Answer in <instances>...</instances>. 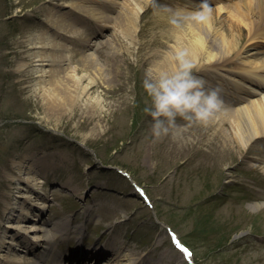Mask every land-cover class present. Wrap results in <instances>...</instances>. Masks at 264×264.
I'll return each instance as SVG.
<instances>
[{
	"label": "rangeland",
	"instance_id": "1",
	"mask_svg": "<svg viewBox=\"0 0 264 264\" xmlns=\"http://www.w3.org/2000/svg\"><path fill=\"white\" fill-rule=\"evenodd\" d=\"M67 1L0 0V234L13 232L7 228L12 216L7 215V203L23 187L15 191L17 179L13 176L19 174L21 162H32L45 154L56 158L60 167L55 173L41 171L44 182L38 192L44 195L42 201L47 207L41 212L43 223L37 224L51 228L63 217H72L74 223L85 224L87 233L83 236L87 238L83 243L88 248L98 241L108 243L114 252L113 239L115 243L121 241V254H100L96 256L100 258L97 264H128L127 259H120L127 253L156 264H264V134L243 146L235 141L231 145L227 141L234 132L236 114L221 125V112L205 126L187 127L186 121L177 118V129L182 128L177 138L192 143L186 153H175L172 147L177 138L169 136L154 142L152 120L144 112L151 101L143 83L155 69L153 62L166 58L176 44L177 32L184 33L185 38H196L190 18L178 15L175 8L191 5L197 12H205L204 5L218 9L221 2L138 0L143 9L137 30L126 32L116 23L125 0H84L100 7L110 21L76 18L79 24H75L83 28L77 39L67 42L70 64L77 66L78 76L89 73L83 83L89 85V92L72 106L55 112L46 107V97L34 87L40 77L28 55L32 52V37L53 32L45 24L47 10L60 3L55 9L70 12L64 6ZM213 15L215 26L222 30L228 27L229 11ZM174 20L181 21L179 27L173 25ZM85 36L88 43L81 41ZM263 44L255 45L254 51L261 52L257 56H251L253 50L248 51L250 60L264 64ZM89 54L91 57H87ZM234 66L201 67L202 71L196 72L197 68L193 75L206 81V88L217 89L221 99L224 93L236 90L231 79L259 89L248 77L238 76ZM91 77L95 86L89 84ZM128 92L130 96L123 98ZM90 96H98L103 102L93 117L87 116ZM240 105L230 104L226 109L236 110ZM211 145L220 146L212 150H220L221 155L202 151ZM222 159L219 166L216 162ZM210 163L215 171L205 175L204 167ZM135 184L144 195L139 194ZM257 202L263 204L261 208L250 209L249 205ZM89 206L91 209L85 212ZM170 229L187 246L190 257L175 247ZM32 234L34 231L27 234L30 242ZM39 234L40 239L45 236ZM51 237L61 249L72 250L77 245L75 238L62 244V234L55 227ZM37 242L34 251L19 248L23 261L41 260L39 254L45 243ZM93 258L86 256L82 264H91ZM77 262L76 257L72 262L64 258L60 263L51 259L42 264Z\"/></svg>",
	"mask_w": 264,
	"mask_h": 264
},
{
	"label": "bare ground",
	"instance_id": "2",
	"mask_svg": "<svg viewBox=\"0 0 264 264\" xmlns=\"http://www.w3.org/2000/svg\"><path fill=\"white\" fill-rule=\"evenodd\" d=\"M114 2L117 3L119 1ZM87 3H89V1L85 3L84 0H80L79 2L76 0H68L64 6L69 7L71 10L70 12L64 13L55 9L60 5V3H56L57 5H55L54 8L47 10L48 20L45 22L47 26L52 28L53 32L45 31L40 34L37 33L30 39L32 45L30 50H32V52L28 56H31L33 59V66L36 67V76L40 77V80L36 82L34 87L37 92H41L42 96L46 97L47 103L49 104H47L46 107L55 112H60L64 107L67 108L72 106L75 104V100L81 99L83 94L86 95L89 92V85L83 84L84 79L86 76H89V73H84L82 77L78 76V74H76L77 66L73 67V65L70 64L72 63V57L68 51L70 45L67 42L72 39H77L76 37L82 34L80 31H82L83 28L77 25L79 23L76 18H79L80 21L82 18H87L88 20L95 19L97 21L99 20V22L110 21L109 18L106 19V16L109 15H105L104 11L99 10L100 7H92ZM220 4L218 9L213 6H207L205 12H200L202 16V22L200 23L191 22L192 14L197 12L195 10L196 8H193L191 5L177 6L178 8H175V12L178 15L190 18L188 21L189 24H191L190 27L196 38H185L184 33L177 32L178 37L175 42L176 44L169 53H171L174 48L186 49L189 59L192 60L195 65L193 70H197L198 68L196 72L202 71L203 67L210 68L216 67L218 64L228 65L234 63L236 65L234 67L237 69L235 73H238V76L248 77L256 87H259V89H253L244 85L242 80L231 79L233 80V86L236 90L231 94L224 93L222 97L224 101L223 106L225 108H223L220 113L218 124L221 125L223 120H232L229 116L231 114H236L232 124L234 132L231 139L228 140L227 137L225 141L228 140V144L235 141L239 146H243L251 139L264 134V64H258L256 61L250 60V52H248L253 50L251 56L261 54V52H255L254 47L257 43L264 42V26L261 25V21L264 19V0H222ZM103 6L104 5H101V7ZM142 7L143 4L138 0H125L123 8L120 10L121 14L118 16L120 19L116 22L117 25L122 27V30L126 32L129 29L133 31L137 30V22L140 12L143 9ZM125 11L126 13H124ZM216 11L217 13L229 11L230 20L227 24L228 27L225 29L223 23L220 24L224 30L219 26H215L213 14H215ZM95 15H97V17ZM75 21L77 24H75ZM109 26L112 25L109 24ZM81 41L88 43L90 40L88 36H85ZM262 46H264V44ZM89 56L91 57L90 54L87 55V57ZM86 59V61H88V58ZM27 64L29 65V63H25L24 65ZM153 67L171 71L174 68V63L166 56V58H162L160 61H154ZM61 73H65L64 76L61 75ZM223 76L226 75L223 74ZM53 80L56 81L55 84H52ZM95 83L94 77H91L89 84L95 86ZM57 85L61 88H58ZM134 88L135 87H132V89ZM132 89L130 88L129 91L131 92ZM61 90H64V92H61ZM256 95H259V98H255L254 96ZM129 96L130 93L123 98H128ZM90 97L91 98H89L86 103L88 106V114H86L88 117H93V115H95L94 112L99 110V107L103 106L101 105L103 102L98 96ZM230 100L234 102H230ZM245 102H249L248 105L243 104ZM230 104L241 105L238 106L236 110L235 108L226 109ZM244 105L246 107H244ZM242 123H244V125L241 126ZM177 130L179 133L182 132L181 127ZM176 142L177 144H175ZM176 142L174 144L178 146H173V151L182 154L189 151L192 143H187L180 137L176 139ZM215 147L219 148L220 146L211 145L205 147L202 151H210L212 155H221L219 152L220 150H212ZM55 159L56 158H50L42 154L38 157H34L32 162H21V170L18 172L19 174H23V176H19V174L13 176L17 179L15 182L17 186L14 185L15 191L19 188L18 186L23 185V187H21L22 190L20 189L21 192L19 190L20 193H16V195L13 196L11 203L10 201L7 203V215H12L11 217L9 216L7 228L13 229V232L11 230L7 231V234H0V264H42L43 260L50 262L51 259L54 263H60L64 258H68L72 262L76 257L79 258L80 261L79 263L77 262V264H82L86 256H94L93 260L90 262L91 264H97L100 258H96V256L100 254L103 255V253L106 252L116 256L121 254L120 250L123 245L121 241L115 243V239H113L114 241L112 242L116 245L114 252L110 250L108 243L99 244L98 241L91 247H86L85 243H83L87 238H84L87 233L85 224H82L81 221L79 223H74V218L72 217H70V219L68 217H63L59 223L53 224V227L62 234V244L66 243L69 239L71 240V238L77 240L75 242L77 245L72 250L61 249L57 246L55 240L51 237L53 227L50 228L47 225L43 227L37 224L40 222L43 223L44 218L41 212L47 207V203L42 201L44 195L38 192L40 191L39 186L44 182L41 171L45 169L46 171H53L55 173L60 167L59 162ZM223 161L224 159L216 163L221 166ZM102 165L108 166L110 164L103 163ZM23 170L25 171L23 172ZM214 171L215 168L212 166V163L208 166L205 165V175ZM66 187L68 186L65 185L64 188ZM77 190L78 189H73L71 191H75L76 193L78 192ZM33 194L36 195V197ZM262 205V203L257 202L249 205V207L252 210H257L261 208ZM90 209L91 206L87 207L85 212H88ZM31 231H34V234H32L33 237H31V241L33 242H30L27 238V234ZM10 232L12 234L11 236L9 235ZM39 232L45 235L42 239H40L41 234H39ZM175 239L179 249L185 252L187 256H190L188 248L183 246L177 238ZM39 240H44L45 243V249L41 250L39 254L41 260L35 263L28 260L23 261L21 256H19L21 253L19 248L23 246L30 251H34L35 249L32 247L33 245L37 246L36 244ZM4 250L5 252H3ZM128 254L129 253L125 254V258L120 259H127L128 264H156L155 261H149L148 263L141 255L132 256Z\"/></svg>",
	"mask_w": 264,
	"mask_h": 264
},
{
	"label": "clouds",
	"instance_id": "3",
	"mask_svg": "<svg viewBox=\"0 0 264 264\" xmlns=\"http://www.w3.org/2000/svg\"><path fill=\"white\" fill-rule=\"evenodd\" d=\"M191 22H202L201 13H193ZM172 23L179 27L181 21L174 20ZM166 55L174 63V68L171 71L155 68L143 83L151 101L144 112L151 117L154 142L169 136L177 138V118L186 121L187 127L205 126L218 118L223 108L218 90L206 88V82L193 75L195 65L186 49L174 48Z\"/></svg>",
	"mask_w": 264,
	"mask_h": 264
}]
</instances>
